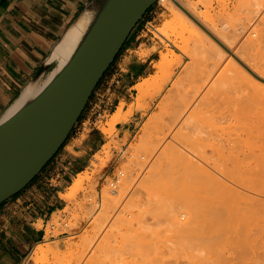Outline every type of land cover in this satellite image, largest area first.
<instances>
[{"label":"rangeland","instance_id":"rangeland-1","mask_svg":"<svg viewBox=\"0 0 264 264\" xmlns=\"http://www.w3.org/2000/svg\"><path fill=\"white\" fill-rule=\"evenodd\" d=\"M191 1L198 3L199 12L208 11L214 18V30H223L222 27L226 24L225 32L229 36L231 34L230 37L233 38L232 41L230 39L226 42L233 51L238 52L244 61L249 60L250 65L252 61H254L252 65L257 61L256 65L260 63L259 66L264 69V0ZM173 17V13L164 5L155 3L135 28L126 47L93 94L89 109L107 98L108 95L104 94L110 83L118 79L121 68H125V63L129 60L136 57L149 59L147 63L149 75L145 78H154L159 74L156 65L162 53L169 49L176 50L177 56L171 57L173 64L175 61L176 64L172 67L169 65V68L167 67L169 71L165 68V71L161 72L168 75L166 79L165 75L162 77L160 73L155 82L153 81L147 98L139 101L138 89L135 86L128 95V100L122 101L127 119L119 122L111 135L104 132V126L113 117L114 113L111 114V111L103 112L101 116L95 112L91 121L85 124L86 130L85 133H80L82 135L78 139L79 143L87 137L91 128L101 132L105 140L94 153H90V160L87 162L89 166L81 172L90 178L85 180L75 197L71 200L65 199V208L56 213L48 224L45 242L57 246V254L51 253L49 256L51 259L57 255V258L62 259V264H77L81 257L84 258L83 264L88 261L90 264H258L259 258L263 257L262 220L255 222L248 238L242 236L233 243L225 242L209 256L179 252L176 249L177 232L174 217L182 213L202 212L210 206L221 205L219 193L207 190L211 184L208 179L211 174H220L221 167L226 161L230 160V166L237 164L239 168L241 167V173L246 177L255 178L259 186L264 185V88L241 75L236 66L229 65L231 53L227 51L220 55L208 40L204 42L207 52L197 55L194 53V37L188 32L180 37L172 35L171 39H175L183 51L185 49L189 54L187 57L170 42L157 35L153 26H162ZM179 30L184 31L182 28ZM253 32L255 33L252 35ZM124 59L127 62H124ZM123 62L124 64L120 65ZM58 63L55 61L47 72L50 74ZM186 71L188 72L184 75ZM47 72L44 78L49 76ZM145 78H141L138 83ZM175 82L179 85L173 89ZM182 82L187 84L184 85ZM199 83L202 85L199 86L202 91L198 87ZM154 86L157 87L155 90ZM185 89H188L189 93ZM113 92L114 87L110 93ZM125 94L122 91V96ZM189 96H195V104L193 103L191 110L184 113L182 119L176 122L178 110L182 109ZM164 97L165 101L162 100ZM112 103V108L117 111L119 107L115 103V98L112 99ZM158 104L161 106H157ZM89 109L70 134L68 143L80 135L78 132L89 116ZM225 123L231 128H225L227 127L224 126ZM128 126L130 129L124 130L123 127ZM243 137L245 139L249 137L246 139L247 142ZM231 140L236 142L231 143ZM250 145L255 146V149L253 147L251 149ZM68 149L71 153L75 152L73 147ZM69 150L63 147L60 153L65 154ZM95 154L99 155L100 159H96ZM252 154L257 155L254 157ZM101 158L107 160L106 164ZM258 161L259 163H256ZM252 164L257 167V171ZM258 170L262 172V176ZM117 176L121 180L114 186L113 182L117 181ZM257 178H261V181ZM71 186L66 192L71 190ZM95 202L97 204H94ZM54 217L58 219L57 222H53ZM246 241L252 246L240 251L239 244L243 245ZM88 248L90 253L86 250ZM85 252L87 254L83 256ZM30 257L25 264H32L29 262ZM46 260L41 264H49Z\"/></svg>","mask_w":264,"mask_h":264},{"label":"bare ground","instance_id":"bare-ground-1","mask_svg":"<svg viewBox=\"0 0 264 264\" xmlns=\"http://www.w3.org/2000/svg\"><path fill=\"white\" fill-rule=\"evenodd\" d=\"M109 1L110 0H95V1H93L92 3H90L87 6V8L81 13V15L78 17V19L71 25V27L66 31V33L63 35V37L58 41V43L53 48V51H52L48 61L49 62L58 61L59 62L58 65L54 68V70L50 74L47 72L49 74L48 77L44 78L45 77L44 76L45 73H41L38 77H36L26 87V89L24 90L22 95L15 101V103L5 113L4 117L3 118L1 117L2 118L1 121H0L1 123L6 121L7 119H9L10 117H12L20 109H22L23 107H25L26 105L31 103L35 98H37L48 87V85L51 83V81L54 79V77L60 73V71L64 68V66L70 60V58L72 57V55L74 54V52L76 51V49L78 48L80 43L85 38L86 34L91 29V27L94 24L95 20L100 15L101 11L103 10L105 5ZM159 1L162 2V5H164L167 9H169L173 13L174 17H173L172 20L164 23V25H162V26H159V27L158 26L157 27L153 26V29H154V31H155V33L157 35L162 37L164 40H167L168 42H170L174 46V48L176 47L177 49H179V51L182 52L187 57H189V54L186 53L185 49H184L185 52L183 51V49L181 48V46H179L177 41L176 42L174 41L175 39L174 40L171 39L172 35L175 34V35H177V37H180L182 35L184 36L183 33L188 32L192 37H194V40H193V41H195L194 53L197 54V55L207 52V49L205 48L204 42H206V40H208V42H211L212 47L219 51L220 55L222 54V52L226 53L227 51L229 53H231L230 58H229V65L236 66L238 68L239 73L241 75L246 76V78H249L251 80V82H254L255 84H257L259 86H262L264 88V69L259 66L260 63H258V65H256L257 61H256L255 65H252V62H254V61H252V62L250 61L251 62V65H250L248 63L249 60H247V62L244 61L245 59L243 60L242 56L238 52L233 51L229 47V45H228V43L226 41H229L230 39L232 41L233 38L230 37L231 34L229 36L227 34V32H225L226 28H227L226 24L224 26L222 25L223 26L222 27L223 30H220V29L214 30L213 29V25L215 23L214 18L211 17V15L208 13V11L199 12L198 11V3L197 2H193L191 0H157L156 3H158ZM202 1L203 0H200L198 2H202ZM135 28L133 30H135ZM181 28H182V30L184 29L183 32L181 31L182 33L179 32L180 31L179 29H181ZM254 33L255 32H253L252 35ZM251 38H253V37H251ZM175 51H176L175 49L174 50H170L169 49V50H167V51L162 53L161 59L156 65L157 68H158L157 72H159V74L157 73L158 75L156 77H154V78H151V77L145 78L143 81H141L140 83L136 84V87L138 89L137 99L139 101H143L145 98H147V94L149 93V91H151L150 89H152L153 81L159 77L160 73L165 71V68H167L169 65H170V67H172V66H174L176 64L175 63L176 61L174 60L175 62L173 64V61H172L173 59H171V57H176L177 56ZM237 59H238L239 62L237 61ZM177 63H180V62L177 61ZM171 64H173V65H171ZM168 68H167V70H168ZM171 69L172 68H170V70ZM185 69H184V71H185ZM182 70H183V68H182ZM50 71H51V69H50ZM170 72L173 73V71H170ZM187 72L188 71L184 72V75ZM163 75H165V77ZM166 75L167 74H162L161 73V76L164 77L165 79H166ZM178 76H180V75H178ZM189 76H191V75L189 74ZM181 78H183V76ZM190 79L191 78L189 77V80H188L189 82H190ZM177 80H179V79H177ZM165 82H166V80H165ZM158 83H159V81H158ZM182 83L184 84V82H182ZM99 84L96 87L95 91L99 87ZM156 84H155V86H156ZM186 84L187 83H185L184 85H186ZM202 84H204V83H202ZM177 85H179V84L178 83L173 84V89L176 88ZM200 85H201V83H199L198 87ZM155 86H154V90H155V88H157ZM159 86H161V85H159ZM203 86L206 87L205 84ZM192 87H193V85H192ZM201 87H202V85H201ZM201 87H199L200 90L202 89ZM160 88L161 87H159V89ZM189 90H191V89L189 88ZM189 90L187 89L186 91H188V93H189ZM195 90H196V88H195ZM95 91L93 92V94L95 93ZM174 91H177V90H174ZM168 92H167V94H170V92L169 93ZM155 93H156V91H155ZM183 93H182V96H184ZM93 94H92V96H91V98H90V100H89V102H88L86 107L89 106V103L91 102ZM171 94H173V93H171ZM187 94L185 93V95H187ZM198 94H199V92H198ZM171 96H175V95H171ZM171 96H169V97H171ZM200 96H201V94H200ZM179 97L180 96H178V98ZM189 97L190 98L187 99L183 103L182 109L178 110L179 111L178 114L176 113L177 114L176 122L179 121L180 119H182L184 113H186L191 108L193 103L195 104V101H194L195 96H192V97L189 96ZM164 99H165V97L162 100H164ZM202 99L203 98H201V100ZM205 99H206V97H204V101H205ZM197 100H200V99H197ZM207 100H208V98H207ZM179 101L181 102V100H179ZM176 102H178V101H176ZM196 103H197V101H196ZM159 105L160 104H158L157 106H159ZM175 105H176V103H175ZM195 108H196V106H195ZM126 113L124 111V103H123L118 108V110L113 114L112 119L106 124V126H104V128H105V130L103 128L104 132H107V133H109L111 135L115 131L116 125L119 122H124L127 119V114ZM173 113H174V111H173ZM102 114H103V112H102ZM193 114H194V112H193ZM231 114L233 115V113H231ZM82 115H83V113H82ZM187 115H188V113H187ZM81 116H80L78 122L75 124V126H74L72 131H74L75 128H77V125L81 121ZM224 116L225 115H223V118H224ZM231 116H230V118H232ZM186 119H188V118L186 117ZM222 121H224V119ZM235 123H237V122H235ZM229 125H231V124H229ZM224 126H227V124L225 123ZM225 128L228 129L229 127L227 126ZM72 131H71V133H72ZM70 134H69V137H70ZM228 135L231 136L230 134H228ZM234 136L235 135H233V137ZM251 136H253V135H251ZM237 137H235V138L237 139ZM247 138H249V137H247ZM243 139H245V137H243ZM227 140H229V139H227ZM233 141L234 140H231V143ZM234 142H236V140ZM246 142H247V140H246ZM249 143H250V141H249ZM247 146H249V145H247ZM252 147L254 148L255 146H251L250 148L252 149ZM62 148L63 147H61L60 150ZM245 148H246V146H245ZM241 149H242V147H241ZM60 150L58 152H60ZM173 150H174V148H173ZM242 152H243V149H242ZM251 152H254V151H251ZM234 154H236V152ZM206 155H207V153H206ZM227 155H231V154H227ZM238 155H241V154H238ZM252 155L255 157L257 154L256 155L252 154ZM235 156L237 157V155H235ZM248 156H250V155H248ZM95 158L96 159H100L99 155L97 156L96 154H95ZM225 158L227 159L226 155H225ZM246 158H248V157H246ZM102 159L103 158H101V160ZM107 159H109V157ZM255 159H257V158H255ZM244 160H243V162H244ZM251 160H252V158H251ZM251 160L249 159L248 162L250 163ZM105 161H107V160H104V163H105ZM229 161L230 160H228L226 162L224 161L225 164H224L223 167H221L222 170L220 171V174H217V175L216 174L215 175L211 174L209 176L208 180H209V183H211V184L209 185L208 188L206 187L209 192H218L219 193L220 198H221V200H220L221 201V205L220 206H214V207L210 206V207L204 209V211H202V212L194 211V213H190V212L189 213H185V214L182 213V214L177 215L176 217H174L175 218L174 226H175V230L177 232V239L175 240V244H176V249L179 252L185 251L186 253H190L191 252V253H195V254L201 255V256H209V255L213 254L214 252H216L225 242L230 241L231 243H233L237 238H239V237L241 238L242 236L245 239L248 238L249 237V233L253 231V225H255V222L259 221V220L264 221V185H260L259 186V184L256 182L255 178L246 177L245 175H243L241 173L242 172L240 170L241 167L239 168V166L237 164H234V166H230V162ZM104 163H103V165H104ZM256 163H259V161L256 162ZM94 164L98 165L97 162H94ZM222 164H221V166H222ZM246 164H247V162H246ZM253 165L254 164H252L251 166L254 167ZM248 167H247V169H248ZM254 168L257 171V167H254ZM254 168H253V170H254ZM260 169H263V168L260 167ZM259 172H260V174L258 172L257 173L259 175H261L262 172L261 171H259ZM250 174L252 175L253 173H250ZM263 177H264V175H263ZM88 178H90V177L80 173L75 178L74 184L71 186V190L68 191V192L63 193L62 197L64 199H66V200H71L73 197L76 196L78 191L84 185L85 180L86 179L88 180ZM257 179H259V178H257ZM259 180L261 181V178ZM116 183H117V181L115 180V182H113V185H117ZM90 204H92V203H90ZM94 204H97V203L95 202ZM93 207H95V206H92V208ZM94 210H95V208H94ZM87 215H88V213H87ZM184 215H185V217H184ZM89 216H90V214H89ZM83 219H85V218H83ZM57 221H58V219L56 217H54L53 222H57ZM40 224H42V223H40ZM87 224H89V223H87ZM80 229H81V227H80ZM250 246H252V245L249 242L246 241L243 245L239 244V250L242 251L244 248L248 249V248H250ZM85 248H86V246H85ZM91 248L92 247H90V249ZM56 249H57L56 245H51V244L46 243V242H41V243L37 244V246H35L34 250L31 253V257H30V261L29 262H32V264H41L42 261L45 262V259H47L46 261H49V264H62V262H61L62 259L57 258L56 257L57 255H55L53 259H51L49 257L51 253L54 254V253L57 252ZM90 249L88 248L86 250L89 251ZM61 251L62 250H60V252ZM89 253H90V251H89ZM86 254H87V252H85L83 254V256H85ZM80 259H79L80 261L77 264H81L82 263V259H84V258L81 257ZM83 263H84V261H83ZM85 264H90V261L85 262ZM227 264H239V263H227ZM258 264H264V255H263V257H261V259L259 258Z\"/></svg>","mask_w":264,"mask_h":264},{"label":"crops","instance_id":"crops-1","mask_svg":"<svg viewBox=\"0 0 264 264\" xmlns=\"http://www.w3.org/2000/svg\"><path fill=\"white\" fill-rule=\"evenodd\" d=\"M90 1L0 0V121L26 87L55 62L48 61L53 48ZM131 34L132 37L134 31ZM148 62L149 59L136 57L125 63L118 79H114L105 92L107 98L96 107H86L83 115L90 110L88 121L83 122L79 134L85 133V124L95 112L115 113L112 99L115 98L117 107L128 100L138 81L149 75ZM112 87L114 92L110 93ZM123 128L130 129V126ZM81 135L63 146L67 150L73 147L74 153L58 152L33 181L0 204V264H25L35 246L46 241L49 222L65 208L62 194L89 166L90 153L105 140L101 132L92 128L79 143Z\"/></svg>","mask_w":264,"mask_h":264},{"label":"water","instance_id":"water-1","mask_svg":"<svg viewBox=\"0 0 264 264\" xmlns=\"http://www.w3.org/2000/svg\"><path fill=\"white\" fill-rule=\"evenodd\" d=\"M156 2L110 0L48 87L0 122V204L24 189L58 153L133 29Z\"/></svg>","mask_w":264,"mask_h":264},{"label":"trees","instance_id":"trees-1","mask_svg":"<svg viewBox=\"0 0 264 264\" xmlns=\"http://www.w3.org/2000/svg\"><path fill=\"white\" fill-rule=\"evenodd\" d=\"M139 24H140V23H139ZM139 24H138V25H139ZM138 25H137V26H138ZM137 26H136V27H137ZM133 31H134V30H133ZM131 35H132V34H131ZM131 35L129 36V38L131 37ZM129 38H128V40H129ZM128 40H127V41H128ZM127 41H126V42H127ZM124 45H125V44H124ZM122 50H123V48H122ZM122 50L120 51V53L118 54L117 58L115 59V61L113 62V64L110 66V68L108 69V71H109V70L111 69V67L115 64V62H116V60L118 59L119 55L121 54ZM108 71H107L106 73H108ZM105 75H106V74H105ZM105 75L102 77L100 83H101L102 80L104 79ZM68 139H69V138H68ZM68 139H67V141H68ZM67 141L63 144V146L67 143ZM63 146H62V147H63Z\"/></svg>","mask_w":264,"mask_h":264},{"label":"built area","instance_id":"built-area-1","mask_svg":"<svg viewBox=\"0 0 264 264\" xmlns=\"http://www.w3.org/2000/svg\"><path fill=\"white\" fill-rule=\"evenodd\" d=\"M160 5H162V2H158ZM98 112V115L99 116H101L102 115V112L101 111H97ZM120 181V177L119 176H117V182H119ZM117 184V183H116ZM114 186H116V185H114Z\"/></svg>","mask_w":264,"mask_h":264}]
</instances>
